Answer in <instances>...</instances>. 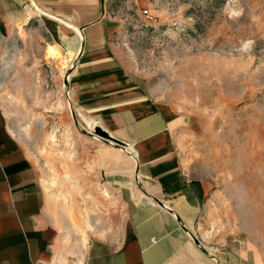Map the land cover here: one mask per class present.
Returning a JSON list of instances; mask_svg holds the SVG:
<instances>
[{
	"label": "crops",
	"instance_id": "crops-1",
	"mask_svg": "<svg viewBox=\"0 0 264 264\" xmlns=\"http://www.w3.org/2000/svg\"><path fill=\"white\" fill-rule=\"evenodd\" d=\"M105 1L0 0V37L31 19L45 27L90 129L77 186L55 187L0 107V264H264V227L219 219L214 180L182 158L198 118L123 66Z\"/></svg>",
	"mask_w": 264,
	"mask_h": 264
},
{
	"label": "rangeland",
	"instance_id": "rangeland-1",
	"mask_svg": "<svg viewBox=\"0 0 264 264\" xmlns=\"http://www.w3.org/2000/svg\"><path fill=\"white\" fill-rule=\"evenodd\" d=\"M104 8L123 66L154 97L198 118L182 158L214 180L219 219L258 218L262 229L264 0H106ZM51 44L38 19L0 37V107L50 183L73 187L79 138L90 129L72 112L67 66Z\"/></svg>",
	"mask_w": 264,
	"mask_h": 264
},
{
	"label": "water",
	"instance_id": "water-1",
	"mask_svg": "<svg viewBox=\"0 0 264 264\" xmlns=\"http://www.w3.org/2000/svg\"><path fill=\"white\" fill-rule=\"evenodd\" d=\"M94 133L100 138H104L107 140L109 138V136L104 131L99 130L97 127L94 128ZM116 144H120V143H116Z\"/></svg>",
	"mask_w": 264,
	"mask_h": 264
},
{
	"label": "bare ground",
	"instance_id": "bare-ground-1",
	"mask_svg": "<svg viewBox=\"0 0 264 264\" xmlns=\"http://www.w3.org/2000/svg\"><path fill=\"white\" fill-rule=\"evenodd\" d=\"M51 50H52V54L54 56H56L57 54H59V51L54 46H52Z\"/></svg>",
	"mask_w": 264,
	"mask_h": 264
},
{
	"label": "built area",
	"instance_id": "built-area-1",
	"mask_svg": "<svg viewBox=\"0 0 264 264\" xmlns=\"http://www.w3.org/2000/svg\"><path fill=\"white\" fill-rule=\"evenodd\" d=\"M121 148H123L125 150L126 149V146L121 145ZM208 254H209V252H208ZM33 264H49V263H46V262H36V263H33Z\"/></svg>",
	"mask_w": 264,
	"mask_h": 264
}]
</instances>
